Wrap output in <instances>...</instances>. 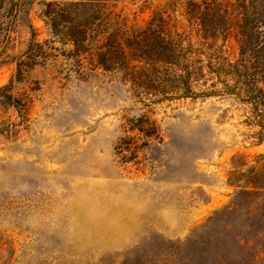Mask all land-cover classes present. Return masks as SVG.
Here are the masks:
<instances>
[{
    "label": "rangeland",
    "instance_id": "374dc122",
    "mask_svg": "<svg viewBox=\"0 0 264 264\" xmlns=\"http://www.w3.org/2000/svg\"><path fill=\"white\" fill-rule=\"evenodd\" d=\"M46 1L11 28L0 8V93L12 98L0 99V264H123L153 239L186 240L264 160L257 113L231 95L158 101L164 84L131 87L126 70L51 35ZM192 1L232 11L244 0H113L108 11L129 31L161 19L187 38ZM235 36L218 40L231 62Z\"/></svg>",
    "mask_w": 264,
    "mask_h": 264
},
{
    "label": "trees",
    "instance_id": "16d2710c",
    "mask_svg": "<svg viewBox=\"0 0 264 264\" xmlns=\"http://www.w3.org/2000/svg\"><path fill=\"white\" fill-rule=\"evenodd\" d=\"M111 1L47 0L43 20L51 35L72 45L75 52H94L104 70H126L123 77L131 87L157 90L164 84L158 101L231 95L251 105L264 137V0L238 1L232 11L220 3L192 1L193 9L187 14L195 31L187 38L178 32L174 36L161 19L129 31L108 11ZM29 4L32 0H0V8L5 5L11 18L8 28ZM29 26L35 30L31 23ZM233 30L238 54L231 62L218 40H226ZM112 59L122 61L124 69L107 66L106 60ZM208 74H214L217 81L195 93L192 84ZM0 99L12 102L1 93ZM241 180L243 185L230 204L186 240L153 239L149 247L132 253L123 264H264L262 156L241 173Z\"/></svg>",
    "mask_w": 264,
    "mask_h": 264
}]
</instances>
